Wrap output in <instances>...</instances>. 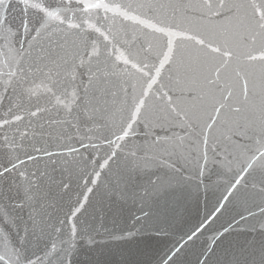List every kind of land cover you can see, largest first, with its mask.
Wrapping results in <instances>:
<instances>
[{
	"label": "snow or ice",
	"instance_id": "1",
	"mask_svg": "<svg viewBox=\"0 0 264 264\" xmlns=\"http://www.w3.org/2000/svg\"><path fill=\"white\" fill-rule=\"evenodd\" d=\"M137 236L264 264V0H0V264Z\"/></svg>",
	"mask_w": 264,
	"mask_h": 264
},
{
	"label": "water",
	"instance_id": "2",
	"mask_svg": "<svg viewBox=\"0 0 264 264\" xmlns=\"http://www.w3.org/2000/svg\"><path fill=\"white\" fill-rule=\"evenodd\" d=\"M134 210V209H133ZM203 212V206H201V214ZM199 216L195 213L186 214L187 225L194 224L198 221ZM97 227L100 225V220H91ZM103 225L105 228L110 230H119L121 228L128 229L131 227V218L126 216L125 218L118 219L115 224L112 223L111 214L106 216L103 220ZM219 224L214 225L218 227ZM102 231V230H101ZM180 233L178 232L177 235ZM206 237H210L212 232H206ZM252 234L241 233L233 234L236 239L243 240L245 238L250 239ZM204 238L199 243H203ZM158 243L155 239H150L146 236H137L135 238H130L127 241L120 242L118 245L111 242L108 243L106 247L85 249L80 256L83 264H117L122 259L129 260H148L151 258L154 250L158 247Z\"/></svg>",
	"mask_w": 264,
	"mask_h": 264
}]
</instances>
